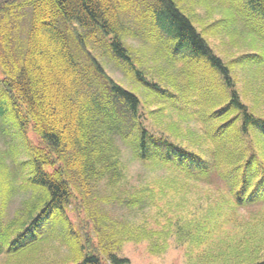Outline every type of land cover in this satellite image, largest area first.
<instances>
[{"label":"trees","instance_id":"16d2710c","mask_svg":"<svg viewBox=\"0 0 264 264\" xmlns=\"http://www.w3.org/2000/svg\"><path fill=\"white\" fill-rule=\"evenodd\" d=\"M200 1L209 20L218 16L202 31L182 0H0V129L13 123L21 139L0 149L3 264H131L118 256L123 244L150 240L158 255L172 236L201 260L264 264L256 228L264 216L254 210L264 208V0ZM137 2L151 8L136 14ZM135 35L154 52L158 79L139 68ZM226 35L244 52L217 54L208 39ZM106 57L146 101L108 73ZM121 143L181 189L150 183L119 204L144 210L216 180L214 206L163 229L110 230L101 197L125 176ZM253 211L260 225L250 226L247 246L223 239Z\"/></svg>","mask_w":264,"mask_h":264},{"label":"rangeland","instance_id":"374dc122","mask_svg":"<svg viewBox=\"0 0 264 264\" xmlns=\"http://www.w3.org/2000/svg\"><path fill=\"white\" fill-rule=\"evenodd\" d=\"M150 2V1H149ZM148 2V3H149ZM183 7L189 12H194V15L191 14L196 27L202 31L205 27H209V23L211 21L216 20V15H212V19L208 18L211 14L208 11V8L202 4L200 0H182ZM145 6L141 5V2H137L130 9L139 15L147 12L148 7L144 2ZM193 7V8H192ZM136 29V28H135ZM229 35L226 36H215L209 40L211 47L215 50L217 54H219L223 58H233L236 53L244 50H239L235 43H232V40L228 38ZM129 43L134 48H137L140 54H133L136 61H138V66L144 72L148 74L149 77H154L158 79L157 69L158 65L154 61V52L146 47L144 39L135 35L130 38ZM246 51V50H245ZM237 56V55H236ZM105 61V66L107 68L108 73L119 83H121L124 87L133 90L136 92L143 101H146V95L143 89L139 88V86L135 85L128 79H126V75L123 74L122 70L108 57L102 60ZM147 112V111H146ZM166 121H171L168 118ZM164 121V124H166ZM150 125H152V121H150ZM5 131V132H4ZM4 132V133H3ZM18 128L9 122V125H3L0 129V149L7 150L12 145L21 146V139L18 134ZM16 134V135H15ZM29 139H31L34 144L38 142V138L30 131L28 132ZM124 150L122 154V160L126 165L125 176L121 181L119 188L115 191L105 192L103 191L102 197H107L109 201L108 204L104 206L102 210H100L99 216H102L108 213L112 223L108 222L110 225V230H114L116 233H122V235L127 232V236L132 235L139 229H160L162 227L168 226L170 221H177L178 219H193L195 216H199L201 208L203 211H206L211 206H214L212 201H208V199L214 200L215 197L218 196V182L214 180V184L211 185H203L201 183L193 184V187L190 189L189 193L183 192H170L168 195H160L159 202L157 205H151L146 207L144 210H140L138 206L134 209H129L124 207L123 205L118 203V200H125V198L134 197L137 193L145 188L150 183L159 182L160 185H165L169 183L171 179V175L167 174L166 171H149L141 164L137 162H133L131 159V154L129 155V150L127 147L121 143L120 144ZM27 154H24L21 159L26 160ZM171 187L177 188L178 191L181 189L179 185H176L173 181L169 183ZM187 190V189H186ZM19 200L13 203L11 208V213L19 206ZM102 201L98 202L99 204ZM256 212H260L261 215L264 216V208L257 206L254 207ZM255 212H244L240 215V222L238 225L231 227L226 232V236L223 239L228 238L233 240L243 239L244 247L247 246V242L251 239L250 235L247 233L250 230V226L253 223V226L260 225L258 221H255L254 218H251V214ZM72 218L74 217L75 222L79 223L84 219L83 217H79V214L75 211L71 213ZM261 229L260 226H257V231L264 229V217L261 219ZM163 229V228H162ZM249 235V236H248ZM256 236H258L256 234ZM260 236V235H259ZM258 236V238H259ZM163 241V239H160ZM160 241V243H161ZM151 242L150 240H143L140 243L135 242H126L122 245L121 249H119L118 256L121 258H128L131 261V264H232L233 258L232 256H222L219 258V261L211 263L206 259L201 260L198 251L192 250L188 245L180 244L178 238L176 236H172L168 241V249L163 251L162 253L155 255L151 253ZM232 243V242H231ZM238 243V241H236ZM58 245V244H57ZM56 245H53L51 250L54 249ZM262 249L260 251V255L264 257V244L262 245ZM220 251V250H219ZM218 251V253H219ZM231 254V252H228ZM53 258H61L60 256H50ZM230 258V259H229ZM228 261V262H227ZM0 264H3V260L0 259Z\"/></svg>","mask_w":264,"mask_h":264},{"label":"snow or ice","instance_id":"6c2138e0","mask_svg":"<svg viewBox=\"0 0 264 264\" xmlns=\"http://www.w3.org/2000/svg\"><path fill=\"white\" fill-rule=\"evenodd\" d=\"M258 187L260 188L262 194H264V177H261ZM34 227L38 229L40 225L37 224Z\"/></svg>","mask_w":264,"mask_h":264}]
</instances>
